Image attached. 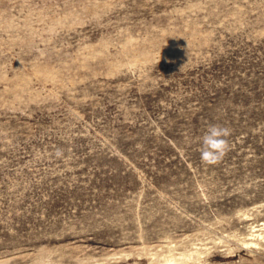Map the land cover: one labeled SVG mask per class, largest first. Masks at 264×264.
I'll return each instance as SVG.
<instances>
[{"label": "rangeland", "instance_id": "obj_1", "mask_svg": "<svg viewBox=\"0 0 264 264\" xmlns=\"http://www.w3.org/2000/svg\"><path fill=\"white\" fill-rule=\"evenodd\" d=\"M0 264H264V0H0Z\"/></svg>", "mask_w": 264, "mask_h": 264}, {"label": "clouds", "instance_id": "obj_2", "mask_svg": "<svg viewBox=\"0 0 264 264\" xmlns=\"http://www.w3.org/2000/svg\"><path fill=\"white\" fill-rule=\"evenodd\" d=\"M231 130L220 124H212L201 137V159L209 165L217 164L229 149Z\"/></svg>", "mask_w": 264, "mask_h": 264}, {"label": "bare ground", "instance_id": "obj_3", "mask_svg": "<svg viewBox=\"0 0 264 264\" xmlns=\"http://www.w3.org/2000/svg\"><path fill=\"white\" fill-rule=\"evenodd\" d=\"M251 236H253V234H251ZM256 236V235H255ZM259 235H257V237H258Z\"/></svg>", "mask_w": 264, "mask_h": 264}]
</instances>
